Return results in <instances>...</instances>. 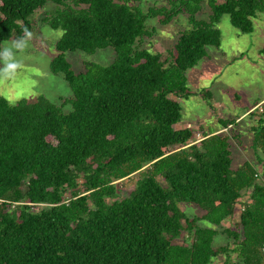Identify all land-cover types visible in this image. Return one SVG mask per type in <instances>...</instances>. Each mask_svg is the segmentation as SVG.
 <instances>
[{
	"label": "trees",
	"instance_id": "16d2710c",
	"mask_svg": "<svg viewBox=\"0 0 264 264\" xmlns=\"http://www.w3.org/2000/svg\"><path fill=\"white\" fill-rule=\"evenodd\" d=\"M137 1L0 0V51L2 41L32 32L47 2L56 6L42 17L62 30L50 70L72 93L67 112L44 96L11 103L0 95V264H212L221 256L222 264H264L257 169L248 161L230 169L235 135L202 130L196 139L195 129L176 127L177 98L212 100L209 90H190L186 73L207 46L220 45V17L250 32L264 0H167L146 11ZM204 1L208 20H198ZM180 13L189 26L165 55L141 46L154 33L148 18L167 24ZM106 47L116 53L110 64L77 73L64 57ZM261 106L251 131L264 154ZM234 121L218 119L222 128ZM133 175L122 193L120 182ZM182 203L203 213L189 217ZM218 233L228 241L214 247Z\"/></svg>",
	"mask_w": 264,
	"mask_h": 264
},
{
	"label": "rangeland",
	"instance_id": "374dc122",
	"mask_svg": "<svg viewBox=\"0 0 264 264\" xmlns=\"http://www.w3.org/2000/svg\"><path fill=\"white\" fill-rule=\"evenodd\" d=\"M167 3V0H139L135 4L146 11L148 7ZM55 8L53 3L47 2L38 10L34 19H31L32 32L25 49L22 52L13 50L15 59L21 63L22 68L14 79L0 84V95L11 103L18 100L31 102L39 96H44L50 102L62 105L64 112L71 109L70 104H65L63 101L72 95L68 83L61 73L55 74L50 70V62L57 53L55 42L61 36L62 30L52 28L42 20L45 14L53 12ZM208 15L209 9L207 2L204 1L196 19L208 20ZM145 24L149 28H154V33L146 38L141 46L151 52H162L163 55L173 46L178 33L189 26L185 13H180L167 24H161L158 17L148 18ZM216 26L220 30V45L207 46V55L186 73V84L190 90H209L212 93V100L203 99L199 94L177 98L181 106V120L176 127L188 126L195 129L196 139L201 137L202 130L218 129L235 135L230 140V169L234 170L241 163L248 161L257 169L259 180L264 182V154L254 148L251 131L260 116L255 106L264 99V10L252 18L250 32L244 33L234 27L228 14H223ZM13 41L17 40L2 41L1 51L5 47H11ZM115 56L112 47L96 49L92 53L81 50L64 52L65 59L75 73L82 71L86 63L108 65ZM0 67H3L2 63ZM219 118H232L235 121L228 127L222 128L218 122ZM135 179L133 175L120 182L122 193L129 191ZM248 196L249 191H246L241 199L246 201ZM181 208L189 217L203 213L192 203H182ZM199 223L203 226L207 224L204 220H200ZM231 224L233 225V220L225 221L222 225ZM175 241L184 242V238H177ZM227 241L225 234L218 233L214 236L212 245L220 246ZM231 255L234 260L235 254ZM222 260V256L215 257L212 264H222Z\"/></svg>",
	"mask_w": 264,
	"mask_h": 264
},
{
	"label": "clouds",
	"instance_id": "9594fccd",
	"mask_svg": "<svg viewBox=\"0 0 264 264\" xmlns=\"http://www.w3.org/2000/svg\"><path fill=\"white\" fill-rule=\"evenodd\" d=\"M30 37L31 33L25 31L23 38L13 41L11 47H5L0 51V63L3 64V67H0V84H3L6 80L14 79L22 68L21 63L15 59V53L13 50L17 49L22 52Z\"/></svg>",
	"mask_w": 264,
	"mask_h": 264
},
{
	"label": "built area",
	"instance_id": "2783aa9c",
	"mask_svg": "<svg viewBox=\"0 0 264 264\" xmlns=\"http://www.w3.org/2000/svg\"><path fill=\"white\" fill-rule=\"evenodd\" d=\"M255 108H257V112H258V113H261L262 110H263V109H262V106H261V103L258 104V105H256Z\"/></svg>",
	"mask_w": 264,
	"mask_h": 264
},
{
	"label": "crops",
	"instance_id": "0c3cea01",
	"mask_svg": "<svg viewBox=\"0 0 264 264\" xmlns=\"http://www.w3.org/2000/svg\"><path fill=\"white\" fill-rule=\"evenodd\" d=\"M263 101H264V99H263ZM263 101L259 102L258 104L262 103ZM258 104H256V105H258ZM255 117H256V116H255ZM216 131H219V130L217 129Z\"/></svg>",
	"mask_w": 264,
	"mask_h": 264
}]
</instances>
